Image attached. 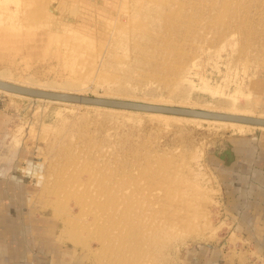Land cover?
Segmentation results:
<instances>
[{
  "label": "rangeland",
  "instance_id": "obj_1",
  "mask_svg": "<svg viewBox=\"0 0 264 264\" xmlns=\"http://www.w3.org/2000/svg\"><path fill=\"white\" fill-rule=\"evenodd\" d=\"M0 75L262 115L264 0H0ZM125 113L0 90V174L18 185L4 202H30L52 219L53 238L77 264H108L98 237L114 227L98 225V202H109L108 214L120 191L130 202H165L161 180L177 169L182 207L194 203L202 230L181 239L167 264H208L214 250L263 264L230 208L255 193L236 184L232 168L239 152L264 154V129L239 134ZM64 220L88 248L61 239L71 235Z\"/></svg>",
  "mask_w": 264,
  "mask_h": 264
},
{
  "label": "bare ground",
  "instance_id": "obj_2",
  "mask_svg": "<svg viewBox=\"0 0 264 264\" xmlns=\"http://www.w3.org/2000/svg\"><path fill=\"white\" fill-rule=\"evenodd\" d=\"M0 80L18 84L22 86L32 87L36 89L54 91V92H65V93H74L87 95L82 90L76 89L75 92H69L67 89H62L54 86H41L37 85L31 81H19L13 80L7 76L0 75ZM9 93H13L19 96H28L29 95L19 94L15 92H10L3 90ZM94 96L104 97V98H114L122 100H132L139 102H146L151 104H161L169 106H181L187 108H196L213 112H223L230 114H241L247 116H256L264 118V114L255 115L253 111L250 110H231L222 107H211V106H201L195 104H178L167 101L151 100L143 97H124L117 94H96ZM35 99H45L52 100L41 97H34ZM58 101V100H52ZM67 102L70 104H80L77 102ZM84 105V104H83ZM87 106V104H86ZM95 108H105L106 110H116L119 113L127 114L128 116L137 117V115L145 114L152 119L157 118L166 124L173 122H188L192 124H201L203 122H213L222 126V129L232 131L234 133L246 134L253 131L255 128H263L264 126H256L242 122L228 121V120H217V119H207L200 117H190L182 116L176 114H167L161 112H149V111H137L130 109H120L112 108L106 106L90 105ZM255 113V112H254ZM260 114V113H258ZM167 173L160 184H164L165 190L168 191L165 202H130V196L123 191H120L117 194L118 202L115 203L113 212L108 214V203L109 202H98L97 206L99 211L95 214L98 225L103 228L105 225L111 224L114 229L108 234L107 238L103 236L98 237L100 243V250L105 252V256L102 258L108 264H167L168 261L172 258L174 260V252L178 242L184 237L191 236L192 234L196 235L200 233L199 227L194 226V203L187 202L189 207L183 208L184 200L183 196L177 192V182L178 177L172 178L173 174ZM181 179V178H179ZM181 183V182H180ZM62 211L63 210H59ZM85 211V210H84ZM82 212V211H81ZM54 213H57L54 211ZM58 214V213H57ZM194 214V215H193ZM61 215V214H60ZM81 215V214H80ZM63 217V215H61ZM64 219V218H63ZM64 226L62 231L69 230V223L67 220H64ZM202 227V226H201ZM73 230V229H72ZM70 231V230H69ZM68 232V231H67ZM114 232L111 236L110 234ZM64 238H61L64 242H68L76 247H81L82 249L88 248L87 245H84L80 242H76L74 231H70ZM67 234V233H66ZM101 234V233H100ZM102 234H107L103 232ZM80 248V249H81ZM93 252V251H92ZM101 258V259H102ZM174 264V263H173Z\"/></svg>",
  "mask_w": 264,
  "mask_h": 264
},
{
  "label": "crops",
  "instance_id": "obj_3",
  "mask_svg": "<svg viewBox=\"0 0 264 264\" xmlns=\"http://www.w3.org/2000/svg\"><path fill=\"white\" fill-rule=\"evenodd\" d=\"M250 155L255 162L241 167V162ZM263 157L262 152H239L236 157L238 165L232 168L234 175H237L235 183L240 187H253L255 193L245 195L244 198L251 199L237 202L236 208H230V212L241 224L240 227L245 228V237L255 242L254 246L264 259V167L256 166L257 161L262 163L259 161ZM242 176L246 177L245 180ZM16 187L15 181H6L3 172L0 174V264H77L79 258L74 261V251L53 238L52 219L44 214L36 215L30 202H15L10 196L4 202L5 190L15 191ZM222 253L215 250L210 253L213 257L208 264H237L228 261Z\"/></svg>",
  "mask_w": 264,
  "mask_h": 264
},
{
  "label": "water",
  "instance_id": "obj_4",
  "mask_svg": "<svg viewBox=\"0 0 264 264\" xmlns=\"http://www.w3.org/2000/svg\"><path fill=\"white\" fill-rule=\"evenodd\" d=\"M0 88L10 92L41 97L58 101L77 102L87 105H98L120 109H130L137 111L161 112L167 114H176L190 117H200L207 119L228 120L247 123L256 126H264V118L256 116H247L241 114H230L223 112H213L196 108H187L181 106H169L161 104H151L146 102L122 100L114 98L97 97L94 95H81L65 92H54L22 86L0 80Z\"/></svg>",
  "mask_w": 264,
  "mask_h": 264
}]
</instances>
